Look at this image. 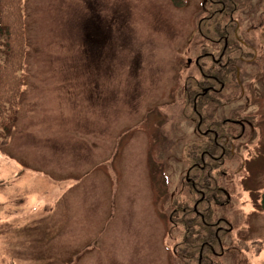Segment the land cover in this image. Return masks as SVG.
<instances>
[{
	"label": "rangeland",
	"instance_id": "374dc122",
	"mask_svg": "<svg viewBox=\"0 0 264 264\" xmlns=\"http://www.w3.org/2000/svg\"><path fill=\"white\" fill-rule=\"evenodd\" d=\"M204 1L25 0L23 88L0 145V264H180L168 216L182 147L197 137L183 83L197 74ZM247 17L241 32L259 35V51L239 63L245 92L214 107L229 115L247 98L240 112L254 123L226 164L233 228L218 264H264V10L257 24ZM1 47L2 36L0 60ZM250 240L256 256L236 247Z\"/></svg>",
	"mask_w": 264,
	"mask_h": 264
},
{
	"label": "trees",
	"instance_id": "16d2710c",
	"mask_svg": "<svg viewBox=\"0 0 264 264\" xmlns=\"http://www.w3.org/2000/svg\"><path fill=\"white\" fill-rule=\"evenodd\" d=\"M222 1L228 2V0ZM169 2L176 7L186 4V0H169ZM209 2L206 0L207 7ZM198 22L203 28V19L200 18ZM220 34L222 35V32ZM0 36H2L3 55L0 60V145H3L8 142V134L14 125L15 112L24 82L28 50L25 0H0ZM227 45L229 49L224 54L223 60L229 62L230 57L233 58L234 55L231 49L234 43L229 40ZM252 55L250 53L248 56ZM239 61V58L232 59L227 73L211 74L214 78L208 80L205 76L196 77L190 74L183 83L182 112L195 123H200V130L204 133L201 134L203 138L201 142L190 140L186 143L190 181L182 182L171 201L169 220L177 229L172 250L180 264H218L220 257L226 251L223 239L232 223L224 214L228 205L227 189L218 182V178L223 175L222 160L226 159L229 153L223 133L227 132L230 122L213 118L205 111V101L211 94L204 93L203 88L209 85L207 81L216 88L224 85L219 94L218 104L228 98L225 97L227 87H233L235 91L233 97L238 98L241 82L237 81L235 73ZM209 129H214L215 132L212 133ZM256 202L257 208L264 215V174ZM239 242L236 243V247L242 254L249 253L251 256H256L262 249V243L258 240ZM235 264H249V261L242 255Z\"/></svg>",
	"mask_w": 264,
	"mask_h": 264
},
{
	"label": "flooded vegetation",
	"instance_id": "af4514ba",
	"mask_svg": "<svg viewBox=\"0 0 264 264\" xmlns=\"http://www.w3.org/2000/svg\"><path fill=\"white\" fill-rule=\"evenodd\" d=\"M209 1L210 2L208 3L209 5L208 7L206 5V0H205L203 3V7L201 8L203 11V15H201V20L203 19L204 22L203 28L200 27L199 22L197 23V28H196L199 37L204 42L199 45V52L196 54V58L194 61L195 70L197 72L196 77L205 76V79L208 80L214 78V75L211 74L227 73L229 72L230 69L229 66H231L232 64V59L239 58L240 61L237 62L236 64L235 74L237 81L241 82L239 78V72L241 70L239 63L242 64L243 62L254 59L259 51L257 45L259 35L257 38H254L252 34H248L249 36L243 35L240 26L241 16L246 14L248 16L246 19L250 21L249 22L250 24L253 23L254 25L258 23V19H259L258 15L262 13L264 9L255 7L254 4H251L253 3L252 0H245L244 3H242L241 0H228V2L226 3L223 2L222 0H209ZM219 3H222V5H219ZM251 5H253V7H251ZM219 6L221 7L218 8ZM245 7L246 9L244 10ZM216 12L219 13V15H217ZM245 29H246V33H248L249 32L248 27ZM220 32H222V35L220 34ZM228 37H230L229 40L234 43V45L231 48L233 50L234 55L233 58L230 57L229 62H227L226 59L223 60L224 54L226 53L227 49H229L227 45L229 41ZM259 43L261 44V47H263L262 42ZM250 53L253 55L248 56ZM252 74H254V71L252 72ZM207 82H209V85L203 88L204 89L203 91L204 93L211 95L210 98H208L207 100L205 99L206 101L203 100L205 101V105H204V107H206L205 111H207L213 118H216L218 120H227L228 122H230L227 132L223 133L227 143L226 144L227 150L229 151V153L227 158L222 160V168L224 169L223 175L218 178V182L224 185L223 180L228 175V172L226 170V164L236 154L235 148L237 143H239L241 140H244L243 138H245L246 134L250 130L252 131L254 123L253 124L251 123L252 120H250L251 119L250 114H244L243 111L240 112L242 109L247 108L249 104L247 98L246 101L243 103L242 108L239 107L237 110L232 108L233 110L229 113V115L226 114L217 115L215 113L214 107L222 106L224 104H232L233 102H235L236 99H238L243 95L245 90L242 83L239 84L240 95L238 98L235 99L233 97L235 93L233 87L231 88L227 87L225 97L228 98H226L223 103L218 104V101H220L219 94L223 90L224 85H222L221 88H216L212 84H210V81ZM183 116L187 120H191L195 125L197 137L191 140L201 142L203 140L201 134H203L204 132L200 130L199 127L200 123H195V121L192 118L186 116L185 114H183ZM209 131H211L212 133L215 132L214 129H209ZM182 151H183V158L186 161V168L182 180L189 182L190 181V177L188 174L189 159L186 154V143H184L182 147ZM243 161L244 159L242 160V163ZM224 188L227 189V202L229 204L228 188L225 187V185ZM228 229H229L228 231H230V228Z\"/></svg>",
	"mask_w": 264,
	"mask_h": 264
}]
</instances>
